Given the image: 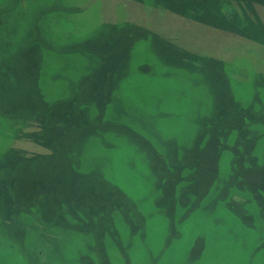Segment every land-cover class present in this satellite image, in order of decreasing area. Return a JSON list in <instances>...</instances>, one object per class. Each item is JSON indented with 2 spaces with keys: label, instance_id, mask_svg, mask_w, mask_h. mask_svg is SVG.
I'll use <instances>...</instances> for the list:
<instances>
[{
  "label": "rangeland",
  "instance_id": "rangeland-1",
  "mask_svg": "<svg viewBox=\"0 0 264 264\" xmlns=\"http://www.w3.org/2000/svg\"><path fill=\"white\" fill-rule=\"evenodd\" d=\"M0 264H264V0H0Z\"/></svg>",
  "mask_w": 264,
  "mask_h": 264
}]
</instances>
